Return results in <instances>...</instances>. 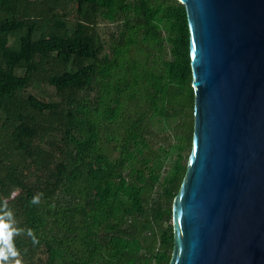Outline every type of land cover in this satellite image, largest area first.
<instances>
[{
	"label": "trees",
	"instance_id": "trees-1",
	"mask_svg": "<svg viewBox=\"0 0 264 264\" xmlns=\"http://www.w3.org/2000/svg\"><path fill=\"white\" fill-rule=\"evenodd\" d=\"M191 83L179 0H0V204L39 240L14 237L22 264L169 263Z\"/></svg>",
	"mask_w": 264,
	"mask_h": 264
},
{
	"label": "water",
	"instance_id": "water-1",
	"mask_svg": "<svg viewBox=\"0 0 264 264\" xmlns=\"http://www.w3.org/2000/svg\"><path fill=\"white\" fill-rule=\"evenodd\" d=\"M193 135L168 264H264V0H179Z\"/></svg>",
	"mask_w": 264,
	"mask_h": 264
},
{
	"label": "clouds",
	"instance_id": "clouds-1",
	"mask_svg": "<svg viewBox=\"0 0 264 264\" xmlns=\"http://www.w3.org/2000/svg\"><path fill=\"white\" fill-rule=\"evenodd\" d=\"M42 196V193L34 195L29 204L39 205ZM15 225L14 214L5 201L0 204V264H22L20 252L14 245L15 236L24 233L31 238L34 245L39 243L38 238L31 229L24 230Z\"/></svg>",
	"mask_w": 264,
	"mask_h": 264
},
{
	"label": "rangeland",
	"instance_id": "rangeland-1",
	"mask_svg": "<svg viewBox=\"0 0 264 264\" xmlns=\"http://www.w3.org/2000/svg\"><path fill=\"white\" fill-rule=\"evenodd\" d=\"M98 29L102 38L107 42L109 40L110 32L115 29V24L111 22L101 21L98 24Z\"/></svg>",
	"mask_w": 264,
	"mask_h": 264
}]
</instances>
